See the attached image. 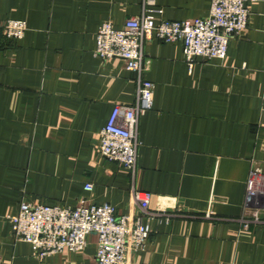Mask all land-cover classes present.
<instances>
[{"label":"crops","instance_id":"obj_1","mask_svg":"<svg viewBox=\"0 0 264 264\" xmlns=\"http://www.w3.org/2000/svg\"><path fill=\"white\" fill-rule=\"evenodd\" d=\"M154 2L167 20L206 16L211 4ZM248 10L223 59L189 68L180 42L144 44L153 107L139 117L133 183L150 208L176 215L150 223L132 264H264V223L237 221L251 166L264 172V0ZM140 11L141 0H0V21L27 25L21 39L0 28V264H97L94 234L81 251L42 257L13 239L6 216L21 200L129 213V171L98 153L97 138L113 105L134 101L136 75L94 48L102 21L120 28Z\"/></svg>","mask_w":264,"mask_h":264},{"label":"built area","instance_id":"obj_2","mask_svg":"<svg viewBox=\"0 0 264 264\" xmlns=\"http://www.w3.org/2000/svg\"><path fill=\"white\" fill-rule=\"evenodd\" d=\"M255 0H211L206 16L167 20L158 18L161 9L154 0H141L138 15L124 20L116 28L110 20L98 26L94 54L101 60L121 58L125 67L136 75V91L131 104H114L97 138L98 153L129 171L132 184L127 214H118L108 202L80 200L74 206L32 203L21 200L16 213L6 216L13 239L29 243L40 257L62 252H78L86 245L90 234L96 236L97 264H132V256L146 247L150 223L159 219L169 222L176 215L160 208L149 207L151 193L137 189V151L140 145L138 123L140 114L153 107V88L143 77L147 69L144 44L149 38L160 42H180L188 67L197 58L223 59L229 40L247 28L248 4ZM5 37L21 39L27 29L20 19L0 21ZM85 190L92 184L86 183ZM248 213L237 221L243 227L264 223V172L251 166L246 182ZM209 216V215H207Z\"/></svg>","mask_w":264,"mask_h":264}]
</instances>
